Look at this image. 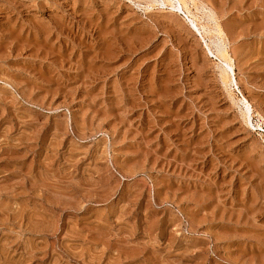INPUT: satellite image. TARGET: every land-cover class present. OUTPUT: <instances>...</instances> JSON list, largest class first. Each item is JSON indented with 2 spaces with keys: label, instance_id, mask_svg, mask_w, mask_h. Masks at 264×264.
Segmentation results:
<instances>
[{
  "label": "rangeland",
  "instance_id": "obj_1",
  "mask_svg": "<svg viewBox=\"0 0 264 264\" xmlns=\"http://www.w3.org/2000/svg\"><path fill=\"white\" fill-rule=\"evenodd\" d=\"M177 1L0 0V264H264V0Z\"/></svg>",
  "mask_w": 264,
  "mask_h": 264
},
{
  "label": "bare ground",
  "instance_id": "obj_2",
  "mask_svg": "<svg viewBox=\"0 0 264 264\" xmlns=\"http://www.w3.org/2000/svg\"><path fill=\"white\" fill-rule=\"evenodd\" d=\"M165 1V0H164ZM179 2H180V4L182 5V6H185L186 8H187V10H188V2L186 1V0H178ZM177 1V2H178ZM193 1V0H192ZM166 3V2H165ZM164 3V4H165ZM169 4H171V2H169V1H167V4L166 5H169ZM172 4H173V2H172ZM195 4V3H194ZM171 6V5H170ZM195 6H196V4H195ZM175 7V6H174ZM178 7V6H177ZM181 7V6H180ZM196 8V7H195ZM198 8V7H197ZM184 9V8H183ZM184 11V10H183ZM189 11V10H188ZM192 13V12H191ZM190 17V16H189ZM192 18H193V15L191 16ZM198 17V16H197ZM197 17H194V18H196V20L198 19ZM214 18V17H213ZM196 20H194V21H196ZM198 24H199V22H198ZM216 27H217V29H218V35H220V36H223V31H222V29H221V26H219V24L218 23H216ZM198 27V26H197ZM214 28H215V26H214ZM215 30V29H214ZM208 32V31H207ZM216 32V31H215ZM216 34V33H215ZM220 53V58H221V60H223L229 67H230V69H231V73H232V75H230V73L228 72V70L227 69H223V75L226 77V79H229L230 80V82H236V79H235V74H234V69H233V64H232V60H231V58L229 57V55L227 54V52L226 51H221V52H219ZM232 64V65H231ZM223 75H221L222 76V78H223ZM225 80V79H224ZM226 81V80H225ZM228 81V80H227ZM225 83V82H224ZM226 84H227V82H226ZM236 84V83H235ZM228 85V84H227ZM230 85V84H229ZM228 85V86H229ZM230 91V90H229ZM243 102H244V100H243ZM247 112V113H246ZM246 114H245V117H246V119H251V117L253 116H251V110H250V108L249 109H247L246 110Z\"/></svg>",
  "mask_w": 264,
  "mask_h": 264
}]
</instances>
